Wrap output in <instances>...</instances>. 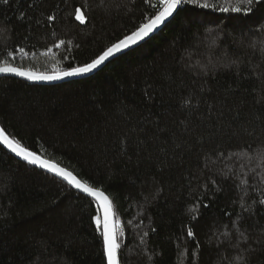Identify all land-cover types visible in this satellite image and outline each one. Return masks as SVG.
I'll list each match as a JSON object with an SVG mask.
<instances>
[{
  "label": "trees",
  "instance_id": "obj_1",
  "mask_svg": "<svg viewBox=\"0 0 264 264\" xmlns=\"http://www.w3.org/2000/svg\"><path fill=\"white\" fill-rule=\"evenodd\" d=\"M204 2L180 5L90 77H0V128L113 200L121 264H264V0ZM158 3L9 0L0 60L82 66ZM98 214L93 198L0 145V264H106Z\"/></svg>",
  "mask_w": 264,
  "mask_h": 264
},
{
  "label": "snow or ice",
  "instance_id": "obj_2",
  "mask_svg": "<svg viewBox=\"0 0 264 264\" xmlns=\"http://www.w3.org/2000/svg\"><path fill=\"white\" fill-rule=\"evenodd\" d=\"M190 3L196 7L209 8L210 5L206 2L201 3V0H159L158 10L151 15L146 22L141 23L130 35H126L123 39H120L116 43H112L109 47L103 50L90 62H85L82 66H71L68 68L58 67L57 64L52 66L51 72H38L31 68H23L14 66L8 59L0 60V74H13L18 77H23L29 81H57L68 77L83 76L98 69L101 65H104L106 61H109L111 57H114L116 53L122 52L124 49L129 48L131 45L137 44L139 41L144 40L160 25L172 17L180 5L184 3ZM260 0H240V3L247 4L249 6L254 3H259ZM104 0H101L103 5ZM0 4L7 5L9 0H0ZM223 12H228V8H221ZM233 12H241V7L234 6L231 9ZM245 14L253 11L252 7L243 9ZM76 19L83 22L84 16L80 14V9H77ZM49 21H54L55 16L50 15L47 18ZM60 44H64V41H60ZM60 45H57L59 47ZM23 52V49H20ZM261 54L264 55V47L261 48ZM8 56L15 60V55L12 52L8 53ZM237 61L233 60L226 63L225 67H231L236 64ZM0 145H3L15 156L19 157L23 161L30 165L37 166L46 170L54 176L59 177L65 181L69 186L77 189L80 193L86 194L88 197L93 198L97 208L102 214H98L92 217V221L95 225V230L102 238V251L106 258V264H121L120 249L121 244L118 242L119 237L123 234V229L120 226L119 221L115 219V212L113 206V200L106 194L104 190L99 187H93L86 181H82L78 178L73 171L62 167L60 164L53 160L47 159L41 155H38L35 151L29 150L19 140L10 138L3 128H0ZM261 206H264V199L258 202ZM207 207V205H205ZM249 213H252V209H245ZM254 214V213H252ZM195 219V217H194ZM147 235V233H145ZM243 236V234H241ZM187 236L195 240V233L192 228H188ZM222 241L221 243H225ZM231 246V245H230ZM242 264H247L243 261Z\"/></svg>",
  "mask_w": 264,
  "mask_h": 264
},
{
  "label": "water",
  "instance_id": "obj_3",
  "mask_svg": "<svg viewBox=\"0 0 264 264\" xmlns=\"http://www.w3.org/2000/svg\"><path fill=\"white\" fill-rule=\"evenodd\" d=\"M174 15V14H173ZM171 19V17H169L164 24L160 25L157 29H155L152 33L149 34L148 37H146L144 40L142 41H139L137 44H134V45H131L129 48H126L124 49L122 52L120 53H116L114 57H111L109 59V61H106L104 65H101L98 69L96 70H93V72L91 73H88L86 75H83V76H77V77H68V78H64V79H61V80H57V81H29L23 77H19V78H22L28 82H31V83H36V84H44V85H53V84H60V83H64V82H69V81H72V80H76V79H83V78H87V77H90L92 75H94L95 73H97L98 71H100L107 63L111 62L112 60H114L115 58L119 57L120 55L122 54H125L126 52L138 47L139 45H141L143 42H145L146 40H148L149 38H151L153 35H155L156 33H158L168 22L169 20ZM5 75H11V76H15L13 74H0V77L2 76H5ZM15 77H18V76H15ZM6 148V147H5ZM7 149V148H6ZM8 150V149H7ZM10 152V150H8ZM11 153V152H10ZM14 156L15 154L12 153ZM17 157V156H16ZM19 158V157H18ZM63 167V166H62Z\"/></svg>",
  "mask_w": 264,
  "mask_h": 264
},
{
  "label": "rangeland",
  "instance_id": "obj_4",
  "mask_svg": "<svg viewBox=\"0 0 264 264\" xmlns=\"http://www.w3.org/2000/svg\"><path fill=\"white\" fill-rule=\"evenodd\" d=\"M80 14H82L81 12H80ZM83 15V14H82Z\"/></svg>",
  "mask_w": 264,
  "mask_h": 264
}]
</instances>
